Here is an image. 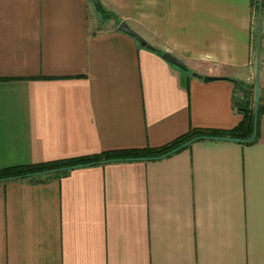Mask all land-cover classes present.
<instances>
[{
  "label": "crops",
  "instance_id": "obj_1",
  "mask_svg": "<svg viewBox=\"0 0 264 264\" xmlns=\"http://www.w3.org/2000/svg\"><path fill=\"white\" fill-rule=\"evenodd\" d=\"M99 1L105 17L88 0H0V169L232 130L244 114L234 82L245 99L258 83L264 105L252 0ZM261 113L253 144L200 140L0 183V264H264Z\"/></svg>",
  "mask_w": 264,
  "mask_h": 264
},
{
  "label": "trees",
  "instance_id": "obj_2",
  "mask_svg": "<svg viewBox=\"0 0 264 264\" xmlns=\"http://www.w3.org/2000/svg\"><path fill=\"white\" fill-rule=\"evenodd\" d=\"M262 3V13L264 9V0H261ZM252 43L255 41L256 54L259 52V57L261 55V45H262V28L261 23L262 19H259V0H252ZM158 52V51H157ZM161 56V53H160ZM186 72H189L186 71ZM236 83V86L240 91H242L243 98L240 101V104L243 106L242 111H244L243 119L240 122L238 127L232 130H208V129H192L190 132L182 137H179L171 143L159 148H146V149H133V150H120V151H110L106 153H101L99 155L85 156L72 159H64L61 161H50L42 163H34L29 165L21 166H12L4 169H0V183L8 181H36L39 179L28 178L26 175L35 174L36 172H43L49 170H55L59 168H67L63 172L52 174L49 176L42 177L40 180L45 181L51 178L61 177L67 175L71 170L76 168L86 167V166H95L106 164L110 162H133V161H145V160H157L163 158L164 155H168L169 152L181 147L185 143H188L198 137H210L209 139H198L200 140H217L215 138H230L235 139L243 143H256L258 139V125L261 112L264 111V105L257 103V125H256V134H254V117L255 109L251 110L248 107L250 106L249 99H245V85L241 83ZM248 101V102H246ZM249 104V106H248ZM195 141V142H196ZM181 150V149H180ZM179 151V150H178ZM177 152V151H176Z\"/></svg>",
  "mask_w": 264,
  "mask_h": 264
},
{
  "label": "water",
  "instance_id": "obj_3",
  "mask_svg": "<svg viewBox=\"0 0 264 264\" xmlns=\"http://www.w3.org/2000/svg\"><path fill=\"white\" fill-rule=\"evenodd\" d=\"M94 10L99 13L102 17H105L106 16V12L104 11V9L102 8L101 4H100V1L99 0H88ZM258 13H259V19L261 20L262 18V3H261V0H259V8H258ZM118 31L124 33V34H127L128 36L132 37L141 47H144L148 50H151L153 52H156L157 50L152 47L151 45H149L144 39H142L137 33H135L132 29H130V27L128 25H126L125 22H121L119 25H118ZM162 59L165 60L166 62H168L169 64H171L172 66L178 68L179 70L181 71H187V68L186 66L184 65V63H182V61H180L179 59H177L176 57H174L173 55L169 54V53H163L161 55ZM259 59V52H258V56H257V60ZM259 61V60H258ZM191 76H194V77H197V78H202L204 82H211V81H215V80H221L223 78H216V77H201L200 75L196 74V73H192ZM255 89H256V93H255V98H254V109H255V117H254V134L253 136H255L256 134V124H257V115H256V111H257V102H258V96H257V87H258V84L256 83L255 84ZM240 96V98L242 99L243 98V93L240 92L238 94ZM248 102V101H246ZM209 139L210 137H198L188 143H185L184 145H182L181 147L171 151L168 153V155H164L163 157H168L169 155L175 153L176 151L182 149V148H185L187 147L188 145H190L191 143H194L196 140L198 139ZM217 140H234V141H237L235 139H230V138H215ZM67 168H59V169H55V170H49V171H43V172H36L35 174H30V175H26L28 178H34V179H41L42 177H45V176H49V175H52V174H56V173H59V172H63L64 170H66Z\"/></svg>",
  "mask_w": 264,
  "mask_h": 264
},
{
  "label": "rangeland",
  "instance_id": "obj_4",
  "mask_svg": "<svg viewBox=\"0 0 264 264\" xmlns=\"http://www.w3.org/2000/svg\"><path fill=\"white\" fill-rule=\"evenodd\" d=\"M97 17V16H96ZM101 29V27H99V28H97L96 29V31H99ZM256 46H255V41L253 40V43H252V55H253V60H254V62H255V60H256V58H257V56H258V54H256V48H255ZM258 84V83H257ZM251 87V96H250V102H251V107H250V109L251 110H253L254 108L253 107H255L254 106V103H255V101H254V98H255V93H256V89H255V87H254V85L253 86H250ZM245 88V87H244ZM262 95H263V92L260 90V88H259V86L257 87V96H258V102L257 103H262V100H260L261 98H262ZM238 99V98H237Z\"/></svg>",
  "mask_w": 264,
  "mask_h": 264
}]
</instances>
